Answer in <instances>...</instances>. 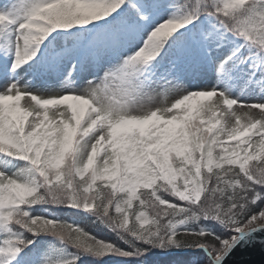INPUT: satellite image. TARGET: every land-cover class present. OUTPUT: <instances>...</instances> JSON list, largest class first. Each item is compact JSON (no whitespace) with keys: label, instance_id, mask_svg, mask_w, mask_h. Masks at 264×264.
I'll return each instance as SVG.
<instances>
[{"label":"snow or ice","instance_id":"snow-or-ice-1","mask_svg":"<svg viewBox=\"0 0 264 264\" xmlns=\"http://www.w3.org/2000/svg\"><path fill=\"white\" fill-rule=\"evenodd\" d=\"M257 247L264 0H0V264Z\"/></svg>","mask_w":264,"mask_h":264},{"label":"water","instance_id":"water-1","mask_svg":"<svg viewBox=\"0 0 264 264\" xmlns=\"http://www.w3.org/2000/svg\"><path fill=\"white\" fill-rule=\"evenodd\" d=\"M248 255L251 257V264H261V260L264 259L259 247L250 250Z\"/></svg>","mask_w":264,"mask_h":264},{"label":"rangeland","instance_id":"rangeland-1","mask_svg":"<svg viewBox=\"0 0 264 264\" xmlns=\"http://www.w3.org/2000/svg\"><path fill=\"white\" fill-rule=\"evenodd\" d=\"M176 98H177L176 96L169 97V99H168V103L170 104V103L173 102L174 99H176Z\"/></svg>","mask_w":264,"mask_h":264},{"label":"trees","instance_id":"trees-1","mask_svg":"<svg viewBox=\"0 0 264 264\" xmlns=\"http://www.w3.org/2000/svg\"><path fill=\"white\" fill-rule=\"evenodd\" d=\"M99 231V230H98ZM100 234H103L102 232Z\"/></svg>","mask_w":264,"mask_h":264}]
</instances>
